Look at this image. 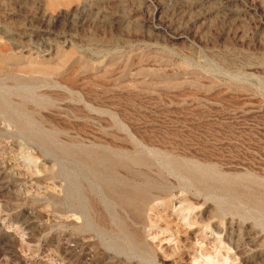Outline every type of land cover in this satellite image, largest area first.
<instances>
[{
	"label": "rangeland",
	"instance_id": "374dc122",
	"mask_svg": "<svg viewBox=\"0 0 264 264\" xmlns=\"http://www.w3.org/2000/svg\"><path fill=\"white\" fill-rule=\"evenodd\" d=\"M0 264H264V0H0Z\"/></svg>",
	"mask_w": 264,
	"mask_h": 264
},
{
	"label": "bare ground",
	"instance_id": "6f19581e",
	"mask_svg": "<svg viewBox=\"0 0 264 264\" xmlns=\"http://www.w3.org/2000/svg\"><path fill=\"white\" fill-rule=\"evenodd\" d=\"M80 162L82 166L76 165L75 168H72L67 172V180L69 183L67 195L71 204L82 212L90 213L95 209L98 211L99 201L98 199H95L93 192L95 191L94 187H99V185L101 186V196L104 197L105 200H110L112 204L114 203L122 209H132L138 211L143 207L144 204H146V202L149 201V197L145 194L144 190L120 186L116 178L114 179L109 176L108 172L110 169L107 164L103 162ZM106 205L111 211L113 205ZM117 214L120 213L118 212ZM117 218V225L123 235L128 239V244L125 245L119 241H116L114 242V246L120 252L129 250L132 253H143L144 249L136 237L137 233L131 231V228L126 223V221H122L121 216L118 215ZM90 219L94 224L96 223L99 226L106 222V217L104 215L95 216L91 214Z\"/></svg>",
	"mask_w": 264,
	"mask_h": 264
}]
</instances>
